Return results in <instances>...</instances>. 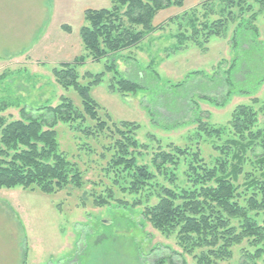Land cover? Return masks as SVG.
I'll use <instances>...</instances> for the list:
<instances>
[{
  "label": "rangeland",
  "instance_id": "rangeland-1",
  "mask_svg": "<svg viewBox=\"0 0 264 264\" xmlns=\"http://www.w3.org/2000/svg\"><path fill=\"white\" fill-rule=\"evenodd\" d=\"M47 1L0 0V104L6 105L0 117L6 123L22 119V114L37 118L44 113L43 107L55 108L62 99L69 100L81 111V102L74 90L61 88L52 71L75 58L85 57L84 64L75 69L78 82L85 86L91 80L84 76L103 75L101 82L91 86L89 92L98 105L100 119L106 121L108 127H118L122 122L137 127L134 136L141 148L135 162L147 167L159 185L178 190L188 188L184 176L186 163L180 160L172 172L175 181L169 183L151 164L155 153H169L171 145L183 149L194 148L198 143L205 160L217 156L211 145L221 142L208 140L203 135L196 141L199 119L209 128L225 127L232 111L237 106L247 105L257 113V128H264V82L257 83L255 76L260 72L245 74L237 81L236 89L243 94L231 95L222 107H215L202 98L216 97L219 91H227L224 83L227 71L237 57L232 36L241 19L246 20L251 12L242 10L240 14L235 6V20L229 22L224 37H210L205 42L201 32L198 45L189 41L179 45L180 34L189 35L191 26L206 19L216 20L221 12L218 3L212 4L211 13L202 6L204 0H185L181 8L158 12L152 21V26L158 30L139 44L93 62L79 38V29L84 25L83 13L88 9L110 8V1L77 0L72 5L69 25L61 26L69 28L68 34L72 30L67 50H30L38 43L43 27L37 25L19 40L14 34L26 33L24 28L27 31L30 27L25 19ZM256 1L244 0L243 5L258 14L254 26L257 43L263 46L258 45L254 50L264 51V11L259 12ZM257 62L249 55L246 62L239 61L238 65L245 63L247 68ZM111 63L117 68V76L106 71ZM118 76L136 83L140 89L124 94L112 89L113 79L118 80ZM78 126L57 123L54 131L60 152L81 172L83 186L80 189L69 186L52 195L22 188L0 189V264H155L157 261L169 264V260L174 264L180 261L196 264L193 255H199L200 251L187 254L178 245L175 234L166 237L153 230L141 215L144 203L131 207L134 200L152 193L153 187L140 195L129 196L119 194L112 186L116 170L106 175L111 154L104 149L114 140L107 133L104 136L97 133L89 139L83 137L78 129L94 126L87 119L85 126ZM124 176L121 174L122 180ZM108 189L113 191L115 199L127 202L128 206L119 207L111 200L108 205L97 207L94 200L105 199ZM149 201L150 204L156 202L152 197ZM245 251L253 253L254 249L243 242L232 249L229 261L215 264H239ZM257 263L264 264V255Z\"/></svg>",
  "mask_w": 264,
  "mask_h": 264
},
{
  "label": "trees",
  "instance_id": "trees-1",
  "mask_svg": "<svg viewBox=\"0 0 264 264\" xmlns=\"http://www.w3.org/2000/svg\"><path fill=\"white\" fill-rule=\"evenodd\" d=\"M109 1L110 8L88 9L83 13L84 25L79 29V38L87 57L93 62L139 44L158 30V27L152 26L158 12L171 7L181 8L185 0ZM203 2L202 6L207 11L213 7L212 4L218 3L221 6L220 18L211 21L204 18L205 21L191 26L189 35L180 34L179 45L187 41L198 45L201 32L205 42L210 37H224L229 22L235 20V6L240 14L242 10L251 12L246 20L241 19L232 36L237 57L227 71L224 82L227 91H219L220 97H202L215 107H222L231 95L243 94L237 91L236 86L245 74L260 72L258 76L255 75L257 83L264 82V51L254 50L258 45L261 48L263 46L257 43L258 34L254 26L258 14L252 13L250 6L243 5L244 0ZM256 3L260 6L259 12L264 11V0H257ZM63 29L70 31L68 27ZM249 55L258 62L249 64L247 68L245 63L238 65L239 61L246 62ZM84 60L85 57L75 58L71 63L61 64L60 69L52 71L61 88L74 90L81 102V111L69 100L62 99L55 108L43 107L44 113L37 118L22 114V119L6 123L0 117V189L22 188L43 195L58 193L69 186L80 189L83 186L81 172L60 152L54 127L57 123L85 126L87 119L94 126L78 129L77 132L83 137L89 139L96 137L97 133L103 136L107 133L114 140L112 145L104 149L107 154H111L105 173L109 176L116 170L111 183L119 194L140 195L148 188H154L152 193L143 195L131 204V207H137L144 203L141 215L153 230L166 237L175 234L178 245L187 254L200 251L199 255H193L196 264L229 261L232 249L243 242L254 252L242 253L239 264H258L257 261L264 255V128H257V113L253 108L237 106L227 125L221 128H209L200 119L197 121L196 141L202 139L203 135L208 140L221 142L211 145L217 156L211 157L209 161L201 156L198 143L194 148L183 149L171 145L169 153H155L151 164L169 183L175 181L172 172L180 160L186 163L184 176L188 188L171 189L154 182L155 176L147 167L136 164L135 155L141 147L135 140L137 127L134 124L122 122L118 127H108L107 122L100 119L98 105L89 92L91 86L101 82L103 75H86L84 78L90 79L91 83L81 85L75 69L83 65ZM106 71L118 75L114 63L106 66ZM238 76L241 79L237 80ZM118 78L113 79L112 89L122 94L136 93L140 89L136 83ZM252 103L257 104L256 101ZM5 107L0 104V111ZM121 174L125 175L123 180H126V184L121 183ZM151 197L155 198L154 204H150ZM111 200L119 207L128 206L127 202L115 199L110 189L105 199H96L94 204L102 207ZM168 263L174 264L171 260ZM155 264L164 262L157 261ZM179 264L185 262L180 261Z\"/></svg>",
  "mask_w": 264,
  "mask_h": 264
},
{
  "label": "crops",
  "instance_id": "crops-1",
  "mask_svg": "<svg viewBox=\"0 0 264 264\" xmlns=\"http://www.w3.org/2000/svg\"><path fill=\"white\" fill-rule=\"evenodd\" d=\"M47 3L45 6L38 7L35 13L25 19L26 24L30 27L27 31L24 28L23 31L26 33L18 32L14 35L16 39L22 35L26 36L37 25H40L43 27V34L39 38L38 43L30 50L42 49L55 50L57 52L67 50L71 41L69 38L72 35V30L68 34V31H65L61 26L69 25L67 21L74 9L72 5L76 4L77 0H48Z\"/></svg>",
  "mask_w": 264,
  "mask_h": 264
}]
</instances>
